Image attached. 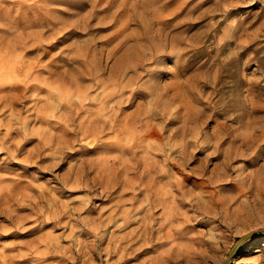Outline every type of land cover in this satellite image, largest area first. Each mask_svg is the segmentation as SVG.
Masks as SVG:
<instances>
[{"label":"rangeland","instance_id":"obj_1","mask_svg":"<svg viewBox=\"0 0 264 264\" xmlns=\"http://www.w3.org/2000/svg\"><path fill=\"white\" fill-rule=\"evenodd\" d=\"M249 234L227 264H264V0H0V264Z\"/></svg>","mask_w":264,"mask_h":264},{"label":"water","instance_id":"obj_2","mask_svg":"<svg viewBox=\"0 0 264 264\" xmlns=\"http://www.w3.org/2000/svg\"><path fill=\"white\" fill-rule=\"evenodd\" d=\"M252 234L246 235L243 238H241L239 240V242L234 246V248L232 249V251L230 252L229 256L227 257V259L225 260V262L223 264H227V262L231 259V257L234 255L236 249L239 247V245L245 241L246 238H248L249 236H251Z\"/></svg>","mask_w":264,"mask_h":264},{"label":"bare ground","instance_id":"obj_3","mask_svg":"<svg viewBox=\"0 0 264 264\" xmlns=\"http://www.w3.org/2000/svg\"><path fill=\"white\" fill-rule=\"evenodd\" d=\"M196 206V205H195ZM171 211V210H170ZM152 225V224H151ZM168 234V233H167ZM181 253V252H180ZM195 257V256H194Z\"/></svg>","mask_w":264,"mask_h":264}]
</instances>
